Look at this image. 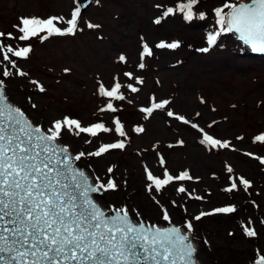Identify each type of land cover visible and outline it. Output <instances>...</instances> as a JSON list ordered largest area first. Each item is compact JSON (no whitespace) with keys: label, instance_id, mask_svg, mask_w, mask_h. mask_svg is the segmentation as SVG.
Instances as JSON below:
<instances>
[{"label":"rangeland","instance_id":"1","mask_svg":"<svg viewBox=\"0 0 264 264\" xmlns=\"http://www.w3.org/2000/svg\"><path fill=\"white\" fill-rule=\"evenodd\" d=\"M181 2L186 0H95L81 12L80 30L75 35H53L43 41L34 37L28 42L4 38L5 44L30 45L32 51L26 60L12 57L27 76L14 74L5 78L0 64V79L4 80L8 100L21 108L34 124L47 128L52 121L67 116L80 121L84 127L103 123L113 129L95 138L65 130L59 142L69 146L73 154L95 151L101 144L125 142L123 150H109L100 157H84L76 162L87 174L94 173L105 182L109 175L107 169L113 167L111 175L118 190L96 193L94 196L101 205L127 206L137 210L146 223L165 225L168 222L162 219V209H167L177 226L183 227L185 221H192L193 240L207 255L216 256L221 248L220 254L229 262H232L229 257H234V249L228 243H221V235L227 237V232L235 231L241 236V245L248 246L240 264H250L257 258V249L264 255V224L260 223L264 220V204L260 200L264 197L261 185L264 164L245 155L255 153L264 157V143L254 142L256 135L264 134V56L250 54L233 33L222 34L207 53L198 51L208 47L207 33L215 28L213 9L224 0H199L194 11L204 12L205 20L185 21L182 13L174 11L160 24L154 22L167 7L175 9ZM158 4L162 7L157 8ZM77 6L76 0H0V32L17 35L14 25L20 23L21 17L70 19ZM88 23L100 27L88 28ZM58 26L66 27L65 24ZM161 41L179 42L180 46L156 48ZM144 43L152 48L153 55L145 58V68L140 69ZM120 55L125 56L124 62L119 61ZM126 72L132 73L133 78L126 77ZM114 77L122 84L120 91L125 99L113 101L118 109L116 113L101 112L108 98L98 94V87L103 83L110 89L115 83ZM137 77L143 79L142 84L137 83ZM32 81L38 82L44 91H39ZM128 84L139 91L132 93ZM162 100L170 101L166 109L154 110L151 115L140 111ZM167 110L185 116L216 139L230 141V147L212 149L201 144L203 133L191 124L168 117ZM115 117L124 125L126 138L115 133L112 122ZM137 127L144 131H134ZM89 139L90 144L84 143ZM232 144L243 151L235 152ZM145 167L161 179L165 169L173 176L187 171L193 179L174 180L160 192L154 189L149 192ZM228 167L233 172L229 173ZM240 176L252 182L250 189L255 195L251 194V200V190L243 191L238 180L239 190L223 191L232 179ZM180 186L185 187V193L177 191ZM196 196L203 199H194ZM212 203L236 207L232 214H219L222 222L218 229L210 228L209 224L205 226L207 222L203 218L192 219L201 208ZM131 215L135 217V213ZM249 219L252 221L249 226L258 233L255 238L243 233L242 224L246 225ZM235 240L232 238L233 243ZM206 263L212 264L208 260Z\"/></svg>","mask_w":264,"mask_h":264},{"label":"snow or ice","instance_id":"2","mask_svg":"<svg viewBox=\"0 0 264 264\" xmlns=\"http://www.w3.org/2000/svg\"><path fill=\"white\" fill-rule=\"evenodd\" d=\"M198 3L199 0H186L177 4L175 9L167 7L154 22L160 24L162 19L169 17L174 11L182 13L185 21L190 22L194 18L205 20L204 12L194 11V6ZM156 7L162 6L158 4ZM213 12L215 28L207 33L208 47L198 51L207 53L222 34L233 33L238 34L239 39L250 46L253 52L264 53V0H224ZM80 15L81 7L78 5L67 20L62 16H51L47 19L21 17L20 23L14 25L17 35L0 32L2 76H27L12 57L26 60L32 51L30 45L14 47L5 44L4 38L28 42L34 37L43 41L53 35H75L80 30ZM60 24H65L66 27L61 28L58 26ZM87 27L100 26L88 23ZM41 33L46 35L41 36ZM179 46V42L165 41L155 45L159 49H176ZM152 55V48L144 43L138 67L145 68V58ZM125 60L124 55L119 56V61ZM124 75L129 79L133 78L130 72ZM114 81L110 89H106L103 83L98 87V94L108 98V103L105 108L100 109L101 112L116 113L118 109L113 106V101L125 99L120 91L122 84L119 79L114 77ZM136 81L143 83V79L139 77ZM32 83L37 84L39 91H44L38 82ZM127 88L132 93L139 91L132 84H128ZM152 99L155 101L154 97ZM169 104V100L153 102L150 107L141 108L140 111L151 115L154 110L166 109ZM32 107L35 108L36 105L32 104ZM167 116L184 124H191L193 129L203 133L200 140L203 145L212 149L230 147V141L214 138L183 115L167 110ZM112 122L115 133L126 138L121 120L115 117ZM65 130L77 136L86 134L93 138L100 133L113 131L103 123L84 127L80 121L67 116L52 121L47 128L34 124L21 108L9 103L4 80L0 79V264H199L196 260L197 248L193 243L194 225L191 220L184 222V231L172 223L168 210L162 209V219L171 226L160 227L146 223L135 209L122 206L109 207L106 211L94 199L95 193L118 190V184L111 175L113 167L107 169L109 175L105 182L94 173L87 174L75 162L84 157H100L109 150H123L125 142L121 140L101 144L95 151H78L73 155L69 146L59 143ZM134 131L143 132L144 129L137 127ZM91 142L90 139L84 141L86 144ZM254 142L264 143V134L256 135ZM255 158L264 164V157ZM160 162L161 165L164 164L163 158ZM227 171L231 173L233 169L228 167ZM145 172L146 179L150 182L146 185L149 192L153 189L160 192L174 180L193 179L187 171L173 176L165 169L163 179L154 176L147 167ZM237 180L243 191L248 192L252 182L243 176L232 179L230 186L223 191L231 193L239 190ZM177 191L185 193L186 189L180 186ZM194 199L202 200L203 197L196 196ZM172 203L176 204L175 201ZM235 211V205H226L216 207L210 212L201 211L192 219L199 221L205 216L227 215ZM132 213H135V217ZM260 223L264 224V220ZM251 224V219L246 225L242 224L243 233L249 238H255L258 233L254 227L249 226ZM256 256L253 264H264V255L260 254L259 249Z\"/></svg>","mask_w":264,"mask_h":264},{"label":"bare ground","instance_id":"3","mask_svg":"<svg viewBox=\"0 0 264 264\" xmlns=\"http://www.w3.org/2000/svg\"><path fill=\"white\" fill-rule=\"evenodd\" d=\"M9 103H11V102L9 101ZM231 149L234 150L235 152H242L243 151L236 144H232L231 145ZM252 154L253 155L251 157H254V158L259 156V155H256L255 153H252ZM260 157H263V156H260ZM240 163L241 162H239V166H242ZM261 179H262L261 180L262 181L261 185L264 187V175H262ZM251 194L255 195L254 191H252V190L250 191V200L252 199ZM93 197L96 200L94 195H93ZM260 200H262V204H264V197H261ZM102 207L106 211L109 209V208L104 207L103 205H102ZM216 207H222V203H220L219 205H217L216 203H212L208 207L206 206V207L201 208L199 213L201 211L210 212L212 209H214ZM203 219L205 220V222H207L205 224V226H207L209 224L210 228L214 227L216 229H218V226L221 227L220 226V221L222 222V220H221V215H219V214L205 216V217H203ZM211 223H214V224H211ZM150 224H155V225H158L160 227L166 226L164 223H159V222H151ZM179 227H181L182 230L186 231V229H184L181 225H179ZM226 236L227 237L223 236V234L221 235V243H226V244L228 243L229 245H231L230 248L234 249L233 250L234 257H229V260L232 261V262H229L228 260H226V258H224L220 254L219 251L221 250V248L217 251L218 254L216 256L215 255H211V254L207 255L206 251L204 249H202L200 247V245L197 244V242L195 240H193V243H194V245L197 248L196 260L199 262V264H207L206 263L207 260L210 261V263H212V264H240V262L243 260V258L245 256V254L247 253L248 246H246L245 244L241 245V242H240L241 241V236H238V234L235 231L231 235H229V233L227 232ZM192 237H193V234H192ZM232 238L236 239L234 243L232 242ZM225 261H228V262H225Z\"/></svg>","mask_w":264,"mask_h":264},{"label":"water","instance_id":"4","mask_svg":"<svg viewBox=\"0 0 264 264\" xmlns=\"http://www.w3.org/2000/svg\"><path fill=\"white\" fill-rule=\"evenodd\" d=\"M77 1H78V5L81 7V11H84L93 2V0H77ZM167 227H169V226H167Z\"/></svg>","mask_w":264,"mask_h":264}]
</instances>
